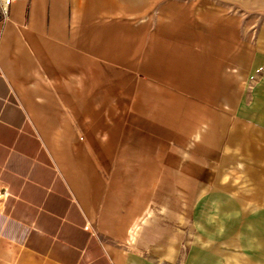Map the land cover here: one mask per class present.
I'll return each instance as SVG.
<instances>
[{
  "label": "crops",
  "instance_id": "crops-1",
  "mask_svg": "<svg viewBox=\"0 0 264 264\" xmlns=\"http://www.w3.org/2000/svg\"><path fill=\"white\" fill-rule=\"evenodd\" d=\"M246 24L218 0L0 9V264H264V25Z\"/></svg>",
  "mask_w": 264,
  "mask_h": 264
},
{
  "label": "rangeland",
  "instance_id": "rangeland-1",
  "mask_svg": "<svg viewBox=\"0 0 264 264\" xmlns=\"http://www.w3.org/2000/svg\"><path fill=\"white\" fill-rule=\"evenodd\" d=\"M215 1V0H214ZM220 3L226 4L231 7L232 11L236 14H246V35L254 37L260 26L264 25V0H218ZM245 11V12H244ZM126 79V91L127 97L124 99V107L122 109V117L124 121L128 122L131 116V92H130V78ZM124 79V80H125ZM125 86V85H124ZM129 97V98H128ZM128 104V107H125ZM139 111L142 110L141 107L138 108ZM236 131H240L242 134L246 132V128L243 126H238ZM239 146L231 148L221 149V169L227 170L233 165L246 164V140H241Z\"/></svg>",
  "mask_w": 264,
  "mask_h": 264
},
{
  "label": "built area",
  "instance_id": "built-area-1",
  "mask_svg": "<svg viewBox=\"0 0 264 264\" xmlns=\"http://www.w3.org/2000/svg\"><path fill=\"white\" fill-rule=\"evenodd\" d=\"M15 0H0V9L6 18L9 14V9Z\"/></svg>",
  "mask_w": 264,
  "mask_h": 264
}]
</instances>
